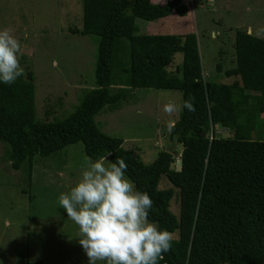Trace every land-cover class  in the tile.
Segmentation results:
<instances>
[{
    "label": "trees",
    "instance_id": "obj_1",
    "mask_svg": "<svg viewBox=\"0 0 264 264\" xmlns=\"http://www.w3.org/2000/svg\"><path fill=\"white\" fill-rule=\"evenodd\" d=\"M183 1L80 0L82 28L70 31L98 37L96 86L65 119L40 121L30 67L22 68L13 84L0 82L5 160L13 170L26 168L30 186L37 157L78 143L93 161L111 152L110 161L124 159L126 177L152 199L149 220L178 234L158 264H264V38L237 30L234 65L217 66L220 77L235 81L209 80L195 33L141 31V20L155 22L174 13L186 17ZM178 53L183 62L172 71ZM26 59L22 55L21 63ZM136 89L179 91L183 105L192 97L195 107L194 112L182 107L170 131L174 149L160 150L149 164L96 122L105 107L116 109ZM219 129L227 133L220 135ZM163 179L174 188L160 189ZM175 189L179 215L171 210Z\"/></svg>",
    "mask_w": 264,
    "mask_h": 264
},
{
    "label": "rangeland",
    "instance_id": "obj_2",
    "mask_svg": "<svg viewBox=\"0 0 264 264\" xmlns=\"http://www.w3.org/2000/svg\"><path fill=\"white\" fill-rule=\"evenodd\" d=\"M185 2L189 5L188 15L179 20L174 14L163 21L159 32L195 33L204 77L234 82L235 79L220 77L217 66L221 63L228 69L234 65L237 30L250 29L264 38V0ZM82 15L80 0H0V30H11L21 44V68L30 67L36 74L40 121L65 119L85 93L96 86L98 37L71 32L82 28ZM139 24L146 34L145 23ZM22 55L27 57L23 64ZM174 62L172 71L182 65L183 55L176 54ZM132 92L128 101H122L116 109L105 107L96 122L104 133L124 139L125 147L149 164L160 150L174 149L169 122L174 126L178 121L183 97L172 90ZM169 103L175 105L171 114L164 111V105ZM263 123L264 119L260 123L264 130ZM218 133L226 134L227 130L219 129ZM258 133H253L255 140L259 139ZM4 147L0 143V264H89L76 239L78 226L58 202L59 195L70 190L90 159L83 144L69 146L47 158L37 157L30 186L26 168L13 170L5 160ZM169 188L174 187L163 179L160 189ZM175 190L171 210L179 215V192ZM177 238L178 234H173V239Z\"/></svg>",
    "mask_w": 264,
    "mask_h": 264
},
{
    "label": "clouds",
    "instance_id": "obj_3",
    "mask_svg": "<svg viewBox=\"0 0 264 264\" xmlns=\"http://www.w3.org/2000/svg\"><path fill=\"white\" fill-rule=\"evenodd\" d=\"M21 54L11 30H0V82L11 85L21 76ZM192 99L183 106L194 112ZM164 111L171 114L175 105L165 104ZM111 155L87 160L79 179L59 195V205L78 226L76 239L89 264H158L171 249L173 234L149 220L152 199L126 177L124 159L117 156L113 162L107 159Z\"/></svg>",
    "mask_w": 264,
    "mask_h": 264
},
{
    "label": "crops",
    "instance_id": "obj_4",
    "mask_svg": "<svg viewBox=\"0 0 264 264\" xmlns=\"http://www.w3.org/2000/svg\"><path fill=\"white\" fill-rule=\"evenodd\" d=\"M154 3H157V4H160V5H164L166 0H152ZM216 8V7H215ZM175 14V13H174ZM174 14H172L171 16H173ZM176 15V14H175ZM171 16L165 18V19H162V20H159V21H155V22H142L140 21L139 23H145L146 25V34L145 35H161V31L162 30V26H160L161 24H163V21H165L166 19L170 18ZM177 16V15H176ZM181 18H184V17H177L175 19H179V20H182ZM177 20H175L176 22ZM148 24L150 25H153L152 27H149ZM141 27V25H140ZM167 28V27H166ZM165 29V27L163 28ZM170 29V28H169ZM141 31H142V28H141ZM152 31V32H151ZM155 31V32H153ZM248 32L249 33H252V31L250 29H248ZM143 33V32H142ZM144 34V33H143ZM174 34V33H173ZM181 35H185V34H181Z\"/></svg>",
    "mask_w": 264,
    "mask_h": 264
}]
</instances>
